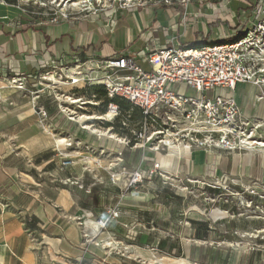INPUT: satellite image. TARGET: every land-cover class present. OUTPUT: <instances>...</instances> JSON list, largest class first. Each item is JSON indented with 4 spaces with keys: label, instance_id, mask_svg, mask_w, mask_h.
I'll use <instances>...</instances> for the list:
<instances>
[{
    "label": "crops",
    "instance_id": "obj_1",
    "mask_svg": "<svg viewBox=\"0 0 264 264\" xmlns=\"http://www.w3.org/2000/svg\"><path fill=\"white\" fill-rule=\"evenodd\" d=\"M263 1L195 0L177 13L162 7L137 12L119 11L114 15L106 13L103 17L73 24H50L45 11L31 6L21 8L18 0H0V83L22 75L32 80L43 67L44 61L57 56L76 54L81 59L90 56L105 59L134 53L144 48L151 34H155L162 46L169 36L175 38L174 43L177 45L213 43L231 36L235 31L247 30L255 17L253 10ZM108 17L115 21L112 30L105 26ZM29 87L32 88L31 83ZM17 94L9 101L22 96ZM233 96L246 116L255 113L264 117V104L256 106L254 112L253 91L248 85H238ZM5 105L0 101V202L4 206L0 213V264H96L92 256L99 254L102 248L98 244L92 246V241H88V238L96 240L92 224L87 223L88 218L92 217L94 220L104 217L109 219V224L102 231L108 232L118 245L133 247L136 245L132 240L134 237L141 239L144 244L147 242L151 210L150 198L145 193L120 194V185L112 184L106 178L101 191L87 200L89 192L83 184V176L88 170L85 164H77L71 159V167H63L61 163L64 156L60 152L53 147L37 149L33 145L32 138L37 135L40 122L31 103L20 106L9 103L12 109H6ZM130 116L141 119L138 112L130 113ZM59 120L55 118L53 123ZM24 126L34 133L24 138ZM71 130L72 127H68L59 136L64 135L72 140V135L78 129L74 132ZM73 140L80 142L77 136ZM111 147V151L98 147L100 157L115 156L121 161L120 166L135 168L133 156L117 157L116 153L123 148L116 141ZM197 152L198 157L193 155V160H198L199 164V155L204 156L201 159L204 174L207 169L217 170L221 155H212L211 161L207 162V154ZM228 162L229 158L224 169L218 171L219 176L223 172L230 174ZM112 169L119 171L120 167ZM100 171L109 174L107 170ZM74 172L78 179L73 177ZM253 173L264 174V164L255 166ZM140 195L143 197L139 198ZM166 208L167 221L174 216V212L171 207ZM85 212L89 216H85ZM112 213L117 214L115 219ZM173 221H170L171 226ZM190 221L194 222L188 223L193 228L187 236L190 241L205 245L207 243L202 240L223 239L222 235H226L224 232H201L196 229L200 221ZM164 246L165 242L162 244ZM204 248L206 246L201 247L199 257Z\"/></svg>",
    "mask_w": 264,
    "mask_h": 264
},
{
    "label": "built area",
    "instance_id": "obj_2",
    "mask_svg": "<svg viewBox=\"0 0 264 264\" xmlns=\"http://www.w3.org/2000/svg\"><path fill=\"white\" fill-rule=\"evenodd\" d=\"M194 1L53 0L49 3L45 0H18L21 8L30 5L42 7L50 24L85 21L90 18L89 14L114 15L119 11L137 12L162 7L177 13ZM253 13L255 17L247 30L235 31L231 36L213 43L177 45L174 43L175 38L169 36L162 46L155 34H151L144 48L134 53L105 59H96L94 56L81 59L76 54L57 56L44 61L43 67L32 80L22 75L14 76L9 81L16 93L23 96L28 94L34 102L40 98L56 101L53 108L34 106L35 113L53 134L66 131L69 124H72L70 132L84 127L79 122L83 115L78 117L75 111L97 104L91 101L95 99L91 90L100 88L108 101L102 120H97L101 124L113 125L119 117L118 105L113 103L116 99L129 105L128 119L132 118L130 113L134 111L140 115L137 125H141L142 131L138 134L131 131L130 136L121 139L123 142L116 141L123 149L139 147L138 140H142L149 148L163 149L167 147L165 140H169L186 144L190 152L203 151L213 156H231L233 153L243 155L250 151L259 153L264 149V117L255 113L246 116L233 96L238 85H248L253 91L254 112L258 103L264 104V1ZM105 23L110 30L115 26L112 17H108ZM139 64L147 65L149 71L143 70ZM30 83L32 88L29 87ZM59 92L68 94L64 98L77 101L78 104L74 105L77 110L70 109L65 101L60 102L57 98ZM54 112L64 117L55 124ZM123 149L116 153L120 159ZM120 162L115 167H120ZM61 165L71 167L72 161L62 157ZM117 172L126 175L123 181L125 188L140 183L145 174L131 173L124 167ZM213 176L216 177V171L207 169L200 182L191 179L189 184L192 183L195 189L201 191L225 192L226 189L218 185L217 181L208 180ZM111 180L116 183L113 177ZM219 181L226 183L232 192L231 187L235 183L226 175ZM261 185L257 179L243 185L241 193L226 191L229 193L227 197H232L241 207L246 206L248 201L250 208L254 200L262 198L260 193L253 191ZM3 210L4 206L0 202V213ZM116 217L117 214L112 213V218ZM95 221L99 229H105L109 224L107 217ZM219 221L222 220L217 219L213 224Z\"/></svg>",
    "mask_w": 264,
    "mask_h": 264
},
{
    "label": "rangeland",
    "instance_id": "obj_3",
    "mask_svg": "<svg viewBox=\"0 0 264 264\" xmlns=\"http://www.w3.org/2000/svg\"><path fill=\"white\" fill-rule=\"evenodd\" d=\"M45 1L50 3L53 0H45ZM30 6L36 7L43 12L42 7L39 8L38 6H32V5ZM88 17L90 18L103 17V13L97 15L89 14ZM118 28L115 30V34L118 32ZM139 66L143 70L149 71V67L147 65L139 64ZM17 95L18 94L16 93L11 97H8L7 101H4L2 99H0V101L6 103L5 105L6 109L13 108V106L8 105L9 103L10 104L14 103L15 105L20 106L32 102L30 96H23V95L19 96L17 100L8 101L10 100L9 98H13ZM57 95L59 101L62 102L65 101L64 96H67L68 94L59 92ZM91 96L92 95H90V99ZM94 97L95 99H91V101L97 103L95 105H87V107L83 110H77L74 105L70 106L69 108L73 110H77L75 111V113L76 116L78 117L84 114L86 116H90V115L102 116L107 111V104L104 107L106 99L103 98V96H99L100 100L102 99L101 100L102 103H101L96 95H94ZM52 100L50 99L45 100L40 98L39 100L35 101V107L43 106L46 109L53 108V106L56 104L55 103L56 101L54 100L52 101ZM53 114L54 115L56 114L57 119L64 118L61 114H57L56 112H54ZM139 121L140 119L138 120L137 117H132L131 119H128L125 112L120 111V115L116 119V121L113 122L114 123L113 125L107 123L101 124L97 120L88 122V124L90 126H93L95 129L99 131L108 130L110 133L114 134V136L120 139L122 137L125 138L130 136L131 131H134L136 133L142 131L141 125H137ZM39 122L46 125L40 116H39ZM80 123L82 124V122ZM68 127L70 129L72 127V124H69ZM26 129L27 128L25 126L22 128L23 131L22 136H24V138L28 137L30 133L33 132L32 130H26ZM89 133L90 131H83V136L80 137L81 142L73 140L77 136L76 134H73L72 135L73 146L70 148V151L79 152L80 157L79 158L77 157L78 159L87 157L92 160H95L96 158L95 162H97L98 159L101 160L103 159L102 157H106V156L100 157L101 152L99 148L96 147L97 145L94 144L95 142L96 143L99 142V140L96 138L95 135L86 137V135H88ZM54 135L55 137H58L59 133H54ZM138 141H139L137 142L138 146H141L143 144V141L142 140H138ZM98 145L100 146L101 143ZM110 149L112 150V147H110ZM145 149L146 148L144 147L142 148L136 147L135 149L124 147L122 151L123 154L122 157H127L131 155L133 156L132 159L133 163L136 164L134 169H132V166H129L128 167L129 169H127L126 165L120 166V168L124 167L128 172L131 173L137 172L139 174H142L143 172H145V174L143 175L144 179H142L140 183L133 185L131 188H125L124 185L119 186L121 188V190H118L120 194L123 193L124 195H126L127 193L129 194L134 193L136 195L138 193L140 194L145 193L147 195V198H150L151 224L150 227L148 228L150 232V236L145 244L142 242L141 239H136L134 237L132 240L133 243H135L136 245L133 247H138L145 251L153 250L160 257L169 256V257L181 258V259L186 258L187 250L183 245V239L190 240L187 236L193 228L191 225H188V223H194L191 222L190 219L191 220L196 219L197 221H200V223H197L198 227L196 228L199 231L201 232L209 231V232H217V233L224 232V234L226 235H222L224 236L223 239L205 240V241L202 240L203 242L207 243L205 244L206 248H204L203 251L201 252L198 261L194 263L204 264L205 262H208L209 264L210 261V264H229V261L231 260L232 264H264V234H262V232L264 231V215H263L264 214V181H262V179L264 178V174L257 175L256 173H253L251 175V178L249 179L250 181L249 180L247 181L245 178L242 179L244 175L240 174V168L238 167L237 174H235L236 180L233 182V184L234 183L235 184L232 186L233 188L231 187L232 192L230 189H229L230 191H228V189L226 188V183L225 185L218 184L223 189H226L227 192L235 193V192H240L243 189L242 187L243 184L245 185L251 184L252 182L257 181V179L259 178L258 180H260L262 184L260 186V192L262 190L261 193L262 198L254 200L250 206V209L248 208L249 211L245 212L244 211L245 206L240 207L237 205V202L233 200L232 197H227L229 193L220 190L201 191L195 189L194 188L195 185H193L192 183L189 184V181H191L192 178L198 177V174L200 172H203L202 165H192L186 163V161L184 162L183 161L184 159L183 160L178 159L177 161L179 163L176 168L177 171L175 175L177 177L175 178V180L178 186L173 187L172 184L169 182V180L166 181L165 178H163L161 172L153 169L154 168L153 160H149L146 158L144 154ZM61 156H64L66 159H70V160L72 159L74 160L75 163L78 164L77 162L78 159H73L69 156H65L64 154ZM144 157L146 159L145 162H144ZM199 158L204 159V156L199 155ZM228 158H229V162H228L227 170L228 172H231L230 170L233 167L232 158L231 156L230 157L228 156ZM211 159L212 157L210 155L208 160ZM193 162L198 164V160H193ZM185 163L188 165V167L185 165ZM256 166H258V162L256 163ZM144 167L147 169L143 170ZM189 171L191 172V174H188ZM113 172L115 171L113 170ZM224 175L225 174L220 175L219 177L220 180H222V177ZM189 176H191V178H189ZM73 177L78 179V175L75 174V172L73 173ZM106 178L110 180V183L116 184L113 183L111 180L112 174H107L105 171H100L96 169L91 170L88 168V170L83 176L84 188L85 190L88 189L89 192L86 198L87 200L94 198L95 193L101 191V189L105 186L104 181ZM212 178L214 179V176ZM212 178L208 180L213 181ZM121 179L125 180L126 175L122 174ZM178 188H181L182 190H179ZM180 191L182 192L187 191L186 195H182ZM142 197L143 195L142 196L140 195L139 198ZM166 207H171L174 212V216L171 217V219L170 218L167 219V221L165 220V217H162V215L165 216L166 214L165 213ZM226 210H228L229 212H227ZM191 214L198 217L191 218L190 216ZM199 217H203V219ZM217 219L226 220V221H219L213 224V222L216 221ZM171 220L172 221L174 220L172 222L173 226H171L170 224ZM170 226L172 227L171 229ZM209 226L211 228H209ZM100 230L102 231L103 229ZM240 231L247 235H249V233L250 235L254 234L257 237L255 239L254 238L250 239L248 237L243 238L240 236L241 233ZM102 233H103L102 237L96 236V240L88 238V241H92L91 242L92 246L98 244L102 248V251L99 254L92 256L96 259L97 261L96 264H148L145 259L136 258L135 256H133L132 252L127 251L125 246L118 245L117 241L115 239L113 240L112 236L108 232L102 231ZM103 239H106L107 241L111 242L114 246L109 247L105 245ZM118 241L122 242L121 239H118ZM164 242H165V246L162 247V244ZM216 243H218L219 245ZM237 246L240 247L243 246L247 248V250L249 248L248 256L241 257V259L237 260L236 257ZM189 254L190 255L192 254V250H189ZM94 258H92L91 260H94ZM206 258H208V261H206Z\"/></svg>",
    "mask_w": 264,
    "mask_h": 264
},
{
    "label": "bare ground",
    "instance_id": "obj_4",
    "mask_svg": "<svg viewBox=\"0 0 264 264\" xmlns=\"http://www.w3.org/2000/svg\"><path fill=\"white\" fill-rule=\"evenodd\" d=\"M79 86H81V84H79ZM14 93L15 92H14L13 84L10 81H6V82L4 81L3 83H0V99L7 101L8 96L11 97L10 95L14 94ZM31 101H30L31 105H33V108H34L35 102L33 100H31ZM65 102L69 106H73V105L78 104L77 101H75L73 98H69V97L65 98ZM259 105H262V102L257 104L258 107H259ZM8 115H10V114H8ZM19 115H21V114H19ZM111 115H112V113L109 114V116H111ZM261 116H262V114H261ZM95 120H102V118H101V116H96V115L86 116L85 114L79 118V122H82V125L84 127L80 128L76 132V135L78 136V138L83 136V130L82 129H86V130L90 131V133L88 135H86V137H90L91 135H95L98 140L102 141L100 146L98 145V144H100L99 142H97V143L95 142L94 144L97 145L96 147H100L101 149H106L109 151H111L110 147L114 143V141L120 140L121 142H123L121 139H118V137L114 136V134L110 133L108 130L107 131H99V130L95 129L93 126H90L89 124H85L87 122H91V121H95ZM37 130H38V134L32 138L33 145H36L38 147L37 149L45 148V147H53L55 150L59 151L61 153V155L64 154L65 156H69L73 159H78L80 157L79 152L70 151V148L73 146L72 140H70V138L64 137V135H62L63 137L62 136L55 137V135L51 133V130L49 129V127L47 125L42 124V123H39L37 125ZM165 144L167 145V147H165L163 149L149 148V147H147V145H144V144H142L139 147L140 148H142V147L146 148L144 151V154H145L147 159L153 160V164H154L153 169L161 172L163 178H165L166 181L169 180V182L172 184L173 187H177L178 185H177V182L175 180V178H177L175 176L176 171H177L176 168H177L178 163H179L177 160L178 159H184V161H186V163L192 164V165H201L202 160L199 158V160H200L199 164L194 163L193 162V157H194L193 155H196V157H198L197 154H199V152L196 151V153L194 152L195 154H193V152H190L188 150L186 144H180V143L176 144V143H173L169 140H165ZM262 148H264V144H262ZM210 155H211L210 153L208 155H206L205 160L207 162L211 161V160H208ZM211 157H212V155H211ZM102 158L103 159H101V160L98 159L97 162H95L96 159L92 160L90 158L83 157L81 159H78L77 162L78 163L83 162L85 164L86 168H89L91 170L92 169L107 170V172H109V174H112V177L116 180V184L123 186L124 180L121 179L122 174L118 173L117 171L113 172V169H112L115 167V164L120 160L116 159L114 157H111V158L110 157H102ZM227 158L228 157L221 155L220 162L217 165L216 177L214 179L212 178L213 182L217 181L218 184H223L219 181L218 171L221 169H224V167L226 166V163H227ZM231 158H232V166H233L232 170H231L230 174H228V175L225 174V175L228 177V179L231 182H234L236 180L235 173H236L237 168L239 167V168H241L240 170L243 171V173L241 175H244V177H242V179L245 178L248 181L251 178L253 168L256 166V163L258 162V166H262L264 164V149H262L259 153H256L254 151H250V152L245 153L243 155L233 153L231 155ZM188 174H191V172L189 171ZM223 174H224V172H223ZM189 178H191V176H189ZM201 178H204L203 172H200L198 174V177L192 178V179H196L197 182H200ZM179 183H180V181H179ZM223 185H225V184H223ZM243 185H245V184H243ZM179 187H180V185H179ZM178 189L182 190L181 188H178ZM227 189H228V191H230L229 188H227ZM253 191L258 192L260 194L262 193V190L260 192V187L254 188ZM186 192L180 191V193L182 195H186ZM225 192H226V190H225ZM246 204L247 205L244 207L245 212L249 211L248 210L249 202L247 201ZM238 206H240V205H238ZM84 215L89 216V214L86 212L84 213ZM118 215H119V213H118ZM190 216H191V218L192 217H198V216H195L192 214ZM162 217H165V216L162 215ZM199 218L203 219V217H199ZM88 222L90 224H92V226L94 228L93 231H95V235L102 237L103 233L99 229V225L96 223V221L93 219V217L90 219L88 218L87 223ZM90 224H89V226H90ZM262 234H264V231L262 232ZM240 236L243 238L248 237L250 239H252V238L255 239L257 237L254 234L250 235V233H249V235H247V234L242 233V232L240 233ZM103 241H104V244L109 246V247L114 246L111 242L107 241L106 239H103ZM183 245L187 250V253H186L187 257L183 258V259L173 258V257H169V256L160 257L153 250L145 251V250H142L141 248H138V247H127L126 250L131 251L133 256H135L136 258L145 259L148 264H198V263H194V262L198 261L199 253L201 251V247L205 246L204 243L198 242V241H190L188 239H183ZM189 250H192L191 255L189 254ZM248 250H249V248H248ZM248 250H247V248H245L243 246L242 247L237 246V248H236L237 260L241 259V257L248 256Z\"/></svg>",
    "mask_w": 264,
    "mask_h": 264
},
{
    "label": "trees",
    "instance_id": "obj_5",
    "mask_svg": "<svg viewBox=\"0 0 264 264\" xmlns=\"http://www.w3.org/2000/svg\"><path fill=\"white\" fill-rule=\"evenodd\" d=\"M91 92L93 94H95L99 100H100V97L99 96H103V98H105L104 91L102 89H100V88H93L91 90ZM113 103H115V104L118 105V108H119V110L121 112H125L126 115H129V114H127L129 112V108H130L128 104H126L125 102H123L121 100H118V99L113 100ZM106 104H108V101L107 100L105 102V105ZM134 112H137V111H134ZM134 112H132V113H134Z\"/></svg>",
    "mask_w": 264,
    "mask_h": 264
}]
</instances>
